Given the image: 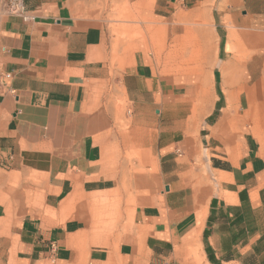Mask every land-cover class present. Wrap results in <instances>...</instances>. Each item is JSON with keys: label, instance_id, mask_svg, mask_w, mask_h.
<instances>
[{"label": "crops", "instance_id": "0c3cea01", "mask_svg": "<svg viewBox=\"0 0 264 264\" xmlns=\"http://www.w3.org/2000/svg\"><path fill=\"white\" fill-rule=\"evenodd\" d=\"M130 1L0 10V264H264V0Z\"/></svg>", "mask_w": 264, "mask_h": 264}, {"label": "rangeland", "instance_id": "374dc122", "mask_svg": "<svg viewBox=\"0 0 264 264\" xmlns=\"http://www.w3.org/2000/svg\"><path fill=\"white\" fill-rule=\"evenodd\" d=\"M94 13H100L105 22L108 36L121 39H164L175 37V20L161 25L153 17L145 15V10L139 2L130 0H90V8ZM170 71L176 70L175 61L168 62Z\"/></svg>", "mask_w": 264, "mask_h": 264}, {"label": "built area", "instance_id": "2783aa9c", "mask_svg": "<svg viewBox=\"0 0 264 264\" xmlns=\"http://www.w3.org/2000/svg\"><path fill=\"white\" fill-rule=\"evenodd\" d=\"M0 10L5 14L18 15L22 19H28L21 0H0Z\"/></svg>", "mask_w": 264, "mask_h": 264}]
</instances>
